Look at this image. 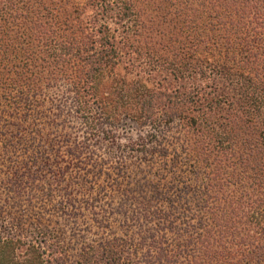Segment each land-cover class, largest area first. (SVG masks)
Instances as JSON below:
<instances>
[{
    "label": "trees",
    "instance_id": "trees-1",
    "mask_svg": "<svg viewBox=\"0 0 264 264\" xmlns=\"http://www.w3.org/2000/svg\"><path fill=\"white\" fill-rule=\"evenodd\" d=\"M0 186V264H264V0H0Z\"/></svg>",
    "mask_w": 264,
    "mask_h": 264
},
{
    "label": "rangeland",
    "instance_id": "rangeland-1",
    "mask_svg": "<svg viewBox=\"0 0 264 264\" xmlns=\"http://www.w3.org/2000/svg\"><path fill=\"white\" fill-rule=\"evenodd\" d=\"M125 134L128 135H134L135 132H133L130 128H128L127 132ZM106 146L104 144V148H102L100 150V152H102L103 155H105V152L103 150H105ZM55 167H57V165H54ZM2 187L0 186V189ZM60 197H56L54 200V202L52 204H59L60 203ZM51 205V204H49ZM60 205V204H59ZM8 212V210H2V216H5V213ZM57 215L55 214H48L46 216L45 219L51 217V218H56ZM83 217L86 216H82V218L78 221V228L80 229L78 232H76L74 230V228H72V222L70 221H65L63 219V223L65 224L63 227V241L65 242V244L68 246V258L67 260H65V264H72L73 260L77 258V254L80 250V248L82 247L81 244L85 241L88 240L90 238V230L92 228V225L89 224V221H83ZM61 221H62V217Z\"/></svg>",
    "mask_w": 264,
    "mask_h": 264
}]
</instances>
